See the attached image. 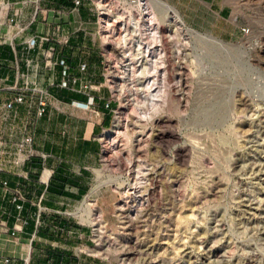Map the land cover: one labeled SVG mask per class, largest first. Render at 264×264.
<instances>
[{
    "label": "rangeland",
    "instance_id": "rangeland-1",
    "mask_svg": "<svg viewBox=\"0 0 264 264\" xmlns=\"http://www.w3.org/2000/svg\"><path fill=\"white\" fill-rule=\"evenodd\" d=\"M87 1L115 107L77 251L264 264V0H226L234 36L191 28L160 0L183 23L157 9L153 22L139 0Z\"/></svg>",
    "mask_w": 264,
    "mask_h": 264
},
{
    "label": "crops",
    "instance_id": "crops-1",
    "mask_svg": "<svg viewBox=\"0 0 264 264\" xmlns=\"http://www.w3.org/2000/svg\"><path fill=\"white\" fill-rule=\"evenodd\" d=\"M160 1L204 34L240 30L231 11L224 16L226 0ZM206 20L214 23L201 30ZM96 25L87 0H0V264H103L77 251L88 231L76 220L93 215L102 136L114 124ZM28 136L27 153L17 154Z\"/></svg>",
    "mask_w": 264,
    "mask_h": 264
},
{
    "label": "built area",
    "instance_id": "built-area-1",
    "mask_svg": "<svg viewBox=\"0 0 264 264\" xmlns=\"http://www.w3.org/2000/svg\"><path fill=\"white\" fill-rule=\"evenodd\" d=\"M74 3L78 7V6H80L82 4V0H74ZM14 21H15L14 18L10 19V22L11 23H14ZM243 31L245 33L248 32L247 29H243ZM83 69H84V67H83ZM23 101H24L23 97H18L15 102L22 103ZM12 106H13V102H8L6 104V107L7 108H12ZM46 106H47L46 105V102L43 101V100H41L40 101V110H39V114L40 115H42L45 112ZM32 142H33V138L32 137H30V136L25 137L24 140L17 145V147H16V153L17 154H22V155L25 154V153H27V150H28L29 146L32 144ZM19 163L20 162L18 160L14 159L13 164L18 165ZM3 185L4 186H7L8 185V182L7 181H4L3 182ZM20 198H21V195L18 192L17 193V196L14 198V202H18ZM21 208H22L21 205H17V209L18 210H21ZM14 235H15V233H12V236H14Z\"/></svg>",
    "mask_w": 264,
    "mask_h": 264
},
{
    "label": "bare ground",
    "instance_id": "bare-ground-1",
    "mask_svg": "<svg viewBox=\"0 0 264 264\" xmlns=\"http://www.w3.org/2000/svg\"><path fill=\"white\" fill-rule=\"evenodd\" d=\"M140 2H142L145 6L146 9L148 10H152V21L153 22H158L159 19H157V16L155 14L154 9H157L161 14H172V19H174L177 22L183 23L180 16L177 14L176 10H174L172 7L163 4L157 0H139ZM135 3V1H134Z\"/></svg>",
    "mask_w": 264,
    "mask_h": 264
}]
</instances>
